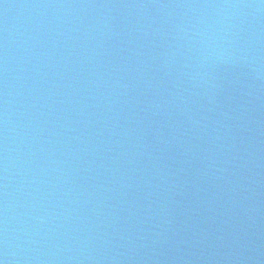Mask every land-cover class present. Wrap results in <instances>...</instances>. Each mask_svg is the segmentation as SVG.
I'll list each match as a JSON object with an SVG mask.
<instances>
[{
    "label": "water",
    "instance_id": "obj_1",
    "mask_svg": "<svg viewBox=\"0 0 264 264\" xmlns=\"http://www.w3.org/2000/svg\"><path fill=\"white\" fill-rule=\"evenodd\" d=\"M3 264H264V0H0Z\"/></svg>",
    "mask_w": 264,
    "mask_h": 264
},
{
    "label": "snow or ice",
    "instance_id": "obj_2",
    "mask_svg": "<svg viewBox=\"0 0 264 264\" xmlns=\"http://www.w3.org/2000/svg\"><path fill=\"white\" fill-rule=\"evenodd\" d=\"M0 264H3V262H2V261H0Z\"/></svg>",
    "mask_w": 264,
    "mask_h": 264
}]
</instances>
